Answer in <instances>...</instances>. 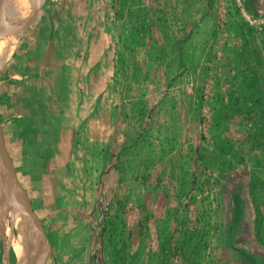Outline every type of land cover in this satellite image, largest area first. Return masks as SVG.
Returning a JSON list of instances; mask_svg holds the SVG:
<instances>
[{
  "label": "rangeland",
  "instance_id": "1",
  "mask_svg": "<svg viewBox=\"0 0 264 264\" xmlns=\"http://www.w3.org/2000/svg\"><path fill=\"white\" fill-rule=\"evenodd\" d=\"M31 2L0 122L38 224L6 187L0 264L28 227L31 264H264V0Z\"/></svg>",
  "mask_w": 264,
  "mask_h": 264
},
{
  "label": "bare ground",
  "instance_id": "2",
  "mask_svg": "<svg viewBox=\"0 0 264 264\" xmlns=\"http://www.w3.org/2000/svg\"><path fill=\"white\" fill-rule=\"evenodd\" d=\"M8 2H9V4L11 2L13 4V6L8 5V4H2V6L0 7V36H1V29H3V31H2L3 36L0 39V64L3 60L7 59L8 56L11 54L12 48L14 47V44H15L16 40L18 39V33L17 32L26 23L29 15H30V13L28 12V9L26 10V8L25 9L20 8V4L23 7L25 6V7L29 8L31 6L30 8H32L31 0H30V3L28 0H19V1L18 0H11V1L9 0ZM9 7H12V9L8 10ZM18 8H20L22 11L21 10L19 11ZM2 23H3V28H2ZM9 193H10L9 190L4 191V198H3L4 201H5V197H7L8 202L11 199V195ZM12 203L13 202H11L10 206L13 205ZM15 204H17V203H15ZM14 207H16V206H14ZM7 208L9 209V212L13 216V222L15 225L14 227L17 228V230L19 231V235L16 238V240L14 241L13 246L17 249V252L20 254L21 253V246H19L18 244H19V242L21 243V241H20L21 233H22V231H23V233H25V232H28L29 230L28 231L25 230V232H24L23 224L20 222L21 221L20 215L18 214V212L15 211L16 208H15V210H13V206H12V208L10 209L9 205H7ZM19 213H20V211H19ZM27 226L31 227V225H27ZM28 229H32V228L28 227ZM31 232H33V231H31ZM26 235H24V236H26ZM31 235H33V233ZM22 241H23V239H22ZM26 245H27V243H26Z\"/></svg>",
  "mask_w": 264,
  "mask_h": 264
},
{
  "label": "water",
  "instance_id": "3",
  "mask_svg": "<svg viewBox=\"0 0 264 264\" xmlns=\"http://www.w3.org/2000/svg\"><path fill=\"white\" fill-rule=\"evenodd\" d=\"M2 0H0V7L2 6ZM34 14H32V17ZM25 26L23 25L18 34V39L20 38ZM10 186L14 194L19 197L20 204L22 209L29 217V222L38 224V219L35 214L32 212V209L29 205V202L16 178L14 167L10 158V155L6 149L3 132L0 122V198L3 195V192L6 187ZM42 233V232H41ZM44 234L42 233V236ZM31 231L29 229L28 238H27V251L24 258L23 264H31L32 256V242H31Z\"/></svg>",
  "mask_w": 264,
  "mask_h": 264
},
{
  "label": "trees",
  "instance_id": "4",
  "mask_svg": "<svg viewBox=\"0 0 264 264\" xmlns=\"http://www.w3.org/2000/svg\"><path fill=\"white\" fill-rule=\"evenodd\" d=\"M242 1H243V0H242ZM235 199H237L238 201L240 200L241 208H239L240 205H235V204H234V208H236V206H237V208H239V211H238V212L240 213L239 215H241V214H242V206L244 205V201H243V199H241L240 196H238L237 194H234L233 197H232V201H233V203L235 202ZM240 209H241V210H240ZM235 215H237V214H235V211H234V216H235ZM235 217H237V216H235Z\"/></svg>",
  "mask_w": 264,
  "mask_h": 264
},
{
  "label": "crops",
  "instance_id": "5",
  "mask_svg": "<svg viewBox=\"0 0 264 264\" xmlns=\"http://www.w3.org/2000/svg\"><path fill=\"white\" fill-rule=\"evenodd\" d=\"M10 155V154H9Z\"/></svg>",
  "mask_w": 264,
  "mask_h": 264
}]
</instances>
